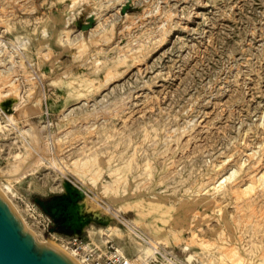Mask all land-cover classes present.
Here are the masks:
<instances>
[{"label": "rangeland", "instance_id": "rangeland-1", "mask_svg": "<svg viewBox=\"0 0 264 264\" xmlns=\"http://www.w3.org/2000/svg\"><path fill=\"white\" fill-rule=\"evenodd\" d=\"M0 174L56 247L264 264V0H0Z\"/></svg>", "mask_w": 264, "mask_h": 264}, {"label": "water", "instance_id": "water-1", "mask_svg": "<svg viewBox=\"0 0 264 264\" xmlns=\"http://www.w3.org/2000/svg\"><path fill=\"white\" fill-rule=\"evenodd\" d=\"M0 264L77 263L61 249L40 241L0 192Z\"/></svg>", "mask_w": 264, "mask_h": 264}, {"label": "built area", "instance_id": "built-area-1", "mask_svg": "<svg viewBox=\"0 0 264 264\" xmlns=\"http://www.w3.org/2000/svg\"><path fill=\"white\" fill-rule=\"evenodd\" d=\"M32 211L35 212V208ZM51 222L49 218L45 230L49 229ZM132 232L142 244L132 255H128L121 246L111 241L96 243L74 237L67 243L71 244L70 250L75 251L81 264H194L187 258H181L173 248L154 241L139 230L133 229ZM64 247L68 249L69 246Z\"/></svg>", "mask_w": 264, "mask_h": 264}, {"label": "bare ground", "instance_id": "bare-ground-1", "mask_svg": "<svg viewBox=\"0 0 264 264\" xmlns=\"http://www.w3.org/2000/svg\"><path fill=\"white\" fill-rule=\"evenodd\" d=\"M56 166V165H55ZM21 173V172H20ZM6 175H4V174H0V177L1 178H4ZM7 177H5V179H6ZM1 191H2V189H0ZM4 191V190H3ZM2 191V192H3ZM1 192V193H2ZM4 195H6L5 193H3ZM9 200V199H8ZM11 202V201H10ZM54 204H57V203H54ZM53 204V205H54ZM14 205V204H13ZM14 209H15V211H16V213L18 214L19 213V211H18V209L16 208V207H14V206H12ZM53 207V206H52ZM115 214V213H114ZM21 218H22V220H23V222H24V224H26V221L24 220V218L22 217V215L19 213L18 214ZM33 231V230H32ZM36 236V235H35ZM40 241H45V242H47L48 244H50V245H52V246H55L56 247V244L54 243V242H52V241H47V240H40ZM57 248H59V249H61L62 251H64V252H66L68 255H69V257L73 260V261H75L77 264H81V262L79 261V259L76 257V254H75V251L73 250V249H66L65 247H62V245L60 246H57Z\"/></svg>", "mask_w": 264, "mask_h": 264}]
</instances>
